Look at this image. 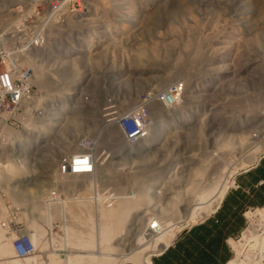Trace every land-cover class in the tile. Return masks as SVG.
<instances>
[{
    "label": "rangeland",
    "instance_id": "rangeland-1",
    "mask_svg": "<svg viewBox=\"0 0 264 264\" xmlns=\"http://www.w3.org/2000/svg\"><path fill=\"white\" fill-rule=\"evenodd\" d=\"M18 1L20 5V0H11L10 3L17 5ZM81 1L96 2L100 14L93 16V7L84 6L83 18H89V26L80 29H72L71 24L66 26L72 30L65 31L64 40H75L72 46L69 42H61L60 47H49L50 58L55 53L53 57L60 60L51 61L56 66L52 67L51 78L65 70L73 73L70 78L73 81L63 84L62 97L60 85L54 91L60 104L66 106V120L60 138L55 140V147L47 146L45 151L37 152L29 173L36 171L37 177L45 184L48 175L55 178L54 169L61 165L60 157H64L63 165H70L76 147L80 145L81 150L83 144L94 143L97 163L92 177L98 180L97 197L92 194L95 186L90 175L87 180L80 179L76 174L67 175L65 177H70L72 182L65 178L66 185H45L56 200L51 201V198L49 206L41 200L37 201V209L40 210L42 205L45 210L42 222L34 221L30 227L32 232L35 230L33 234L36 237L33 238L35 241L31 238L35 247L27 255L31 258L27 261L14 259L13 248L7 254L0 253V256H9L21 264H67V259L72 260L68 264H139L135 257L142 258L147 254L143 249L147 243L142 240L144 243L134 242L135 246L132 243L122 246L116 242L115 235L107 239L102 231V224L108 219V215L107 219L103 216L106 209L111 212L109 209L114 208L119 195L125 198L133 196L136 188L132 180L136 175L146 181L150 189L149 202L141 206L140 211L131 212L128 222L134 221L136 215L139 217V212L144 213L145 206L148 218L158 220L159 224L161 216L167 217L170 223L188 220L186 226L174 229V241H181L190 225L213 215L220 207L190 221L191 218L187 214L185 216L180 207L179 213H173V209L180 206L179 200L175 201L171 210L167 199L157 196L160 185L166 182L185 186L190 149L198 146L202 151H212L213 162L218 161L217 165L221 168L219 173L225 171L223 174L229 176L227 192L234 188V176L254 163L252 156L264 153V134L258 144L262 147L257 151L249 149L252 143L255 144L253 139L248 141L249 145L238 141L244 148L242 150L247 151L246 156L241 155L242 151L232 152L236 146L228 143L232 140L228 134L234 136L244 130L243 135H247L250 129V133L258 138L256 134L259 130L264 131V0ZM45 62V69L48 70V58ZM177 81L185 85L183 98H177L174 106L165 103L161 108L156 102L150 106L149 133L132 140L131 144L119 140L117 125L112 120L115 115L111 116L114 112L106 114L105 107L109 103L124 111L139 107L140 94L165 89ZM76 88L77 92L82 88L81 93L70 95ZM64 99L73 101H69L71 105L68 101L64 104ZM66 104L73 105L74 109ZM113 109L121 111L116 107ZM108 115L111 121L107 120ZM253 117L257 119L253 120ZM206 142L208 146L204 148ZM149 161L154 167L149 168L146 163ZM158 172L161 175L155 174ZM154 174L159 175L158 179L153 178ZM117 179L119 182H116ZM74 181L81 184L78 190ZM42 185L33 183L28 187L35 190ZM10 186L15 187L14 184ZM182 199L184 202L183 196ZM238 213L244 222L235 235L227 238L230 250L225 264H264V206H243ZM59 221L61 231L56 226ZM44 224L54 227L52 234L51 230L44 229ZM161 225L160 231L164 228ZM0 235L4 241V232ZM113 248L116 249L113 251ZM106 252L107 255L114 252L117 262H108L112 259L104 255ZM158 256H152V263ZM155 262L157 264L158 260Z\"/></svg>",
    "mask_w": 264,
    "mask_h": 264
},
{
    "label": "bare ground",
    "instance_id": "bare-ground-1",
    "mask_svg": "<svg viewBox=\"0 0 264 264\" xmlns=\"http://www.w3.org/2000/svg\"><path fill=\"white\" fill-rule=\"evenodd\" d=\"M10 1L11 0H8L9 3H10ZM76 1L79 2V0H76ZM63 3L65 6V13L63 14V23L65 24V28L68 29L71 27H66L67 25L68 26L70 24L72 26L77 25V16H78V13L80 12V9H77L76 7H71L69 5L70 0H63ZM17 5H19V1H18ZM83 11H84V6L82 9V18H83ZM18 12L19 11H15L16 14H18ZM39 14H40L39 12L34 11L33 13L30 14V16L33 18H38ZM8 17L16 18L17 16L13 15V13L10 12ZM88 26H89V18H88ZM46 27L50 31L57 30V29L61 30L60 27H55L52 23H49ZM74 41L75 40H73V43H74ZM71 46H72V44H71ZM37 49L43 50V52H36L35 53V61L39 65V68L36 70L37 76H41V73H48V70L45 69V66H47V64L45 62V58H48V56H50L51 53H49V47H46V42H37ZM54 55H55V53H54ZM53 56L50 59H55ZM57 56L58 55H56L55 57H57ZM24 58H32V49H24ZM58 62H60L59 58H58ZM52 67H56V66L51 64V61H50V84L40 85L43 88V95L40 98L41 101H39V112H44V116H40L39 122H36L35 121L36 111L35 110H26L25 111L24 125L21 128H18L16 130V133H13V136H16V140H13V138H12V130L11 129H4V138L0 141V152L9 151L8 152V161L11 165L8 167L9 170L7 168H0V180L2 181L3 186L5 185L4 188L6 187V191L10 195L11 202H16L18 205H22V204L25 205L27 203H30V204H32L33 211L39 210V209H37L38 205H39L37 203V201H39V200L42 201V195H39V196L35 195L34 199H32L31 198V195H32L31 190L29 189L28 185L33 184V183H38L39 185H42L43 181L40 178H38L37 175H35L33 178L28 179L26 185H19V184L23 183V175L29 174V171L32 168L31 160L28 158L27 154H33V149L37 148L36 152L34 153V160H36V154L38 151H41V150L45 151V147H47V146L55 147L54 145L57 144V143H55V140L60 138L61 131L64 127L63 122H64V120H66V111H65L66 106L62 105V103L60 104L61 101L58 100L54 96L55 95L54 91L57 87H59L58 86L59 84L57 81V80H59L58 76L65 79L64 83H70L73 81V79H70L73 76V73H69L68 71H65V70H63L62 72H59V74L56 73V74H58V76L53 74L56 77L54 79H52L51 78ZM55 82H56V85H54ZM63 84L60 85V90H59L60 94H61V91L64 90L63 87H65V85L63 86ZM81 91H82V88H79V91L77 93H81ZM62 96H63V94H61L60 97H62ZM91 98H93V97H91ZM91 98H90V100H91ZM82 99H84V98H82ZM87 99H88V97H87ZM66 101H68V103H69L70 100L64 99V104L67 103ZM72 101H73V99H72ZM72 101H70V102H72ZM69 104L71 105V103H69ZM69 104L68 105L66 104L67 107L69 106L68 108H73L72 107L73 105L70 107ZM74 104H76V103H74ZM91 104H92V102H91ZM67 110L69 111V109H67ZM77 110H78V107H77ZM70 111H72V110H70ZM76 113H78V112H76ZM82 113H80V114H82ZM79 117H81V116H79ZM255 119H257V118L253 117V120H255ZM262 125L263 124H261L260 127H262ZM241 129H243V128H241ZM243 132H244V130H240L239 132H237L238 134L236 133L235 135L233 134L234 133L233 132L232 134L234 136H230V134H228L230 139H232V140L228 141V143L229 142H231L232 144L234 143L235 145H231V143H230V145L236 146L234 149L232 148V150H233L232 152L236 151L237 153L238 152L240 153L242 151L241 155L246 156L245 154L247 151L245 152L244 150H242L244 148L240 147V144H238V141L240 143H247L248 144V141L250 142V140L253 139L255 144L252 143V146H250L249 149H254L253 151H255V149H256V151H257L258 148L261 146L258 144L263 140L262 135L264 134V131L262 132L261 130H259V133L256 134V135H258V138H255L254 134L250 133L251 132L250 129L247 131V132H249L247 135H243ZM148 133H149V131H148ZM119 140H121V139H119ZM256 140H258V142ZM120 143H122V141ZM131 143H132V140H131ZM225 146L227 147V145H225ZM190 147H192V146L190 145ZM194 147H193V149L192 148L190 149V162H189V166H188L189 171L187 172V174L185 176V178H187V181L185 182L186 184L183 183V181L181 182L185 186L180 187V185L176 184V182L173 183V182L169 181V182H166V183L160 185L159 188L161 190L158 191L159 194L157 195L158 197H160L162 199H164V198L167 199V201L170 204V206H168L169 208L171 206H174L175 201L179 200L180 206H177L174 209L171 207V210L173 209V210H175V212L173 211V213H177L178 209L180 207L181 211L184 210V215L186 216V214H187L191 218L190 221H194L195 217L197 220L198 217L201 218L208 213L214 212L221 205V202L223 201L224 195L227 192L226 190L229 187V185H228L229 176L228 175L226 176L225 174H223V173H225V171H223V173H219L220 165H217L218 161L217 162L215 161L216 163L213 162V158H215V157L213 156V153H211L212 151H209L208 149H207L208 151H206V150L202 151L201 148H199L198 146H196L195 149H194ZM91 148H93V147H91ZM93 149H95V148H93ZM76 150H78V151L80 150V145L78 147H76ZM217 150H220V149H217ZM230 151H231V149H230ZM218 152H220V151H218ZM232 152H230V153H232ZM9 155H10V157H9ZM234 155H235V153H234ZM247 155H249V154H247ZM261 156H259V154L257 156L253 155L251 158L252 160L251 159L250 160L252 162H255V161L257 162L258 158ZM62 158L64 161V157H62ZM145 159H146V157H145ZM82 163H85V162H82ZM96 163H97V161H96V155H95L94 165H93V171H94L93 174H95V172H96ZM146 163L149 164L148 165L149 168L152 166L154 167V165L151 164L150 161L146 162ZM146 166L147 165H145V168H146ZM159 166H161V165H159ZM159 166H157V167H159ZM76 167L78 169H80L78 171H82L85 168H87L88 165H85V166L80 165L79 167H78V165H76ZM161 168H160V170H161ZM146 170H147V168H146ZM152 170H150V171H152ZM153 171H155V170H153ZM141 172H143V170H141ZM159 173L160 172L155 173V174H159ZM155 174H154L153 178H156L157 176L161 175V173L159 175H156V176H155ZM220 174H223V175H220ZM142 175H144V174H142ZM13 177H14V181H13ZM118 179L116 180V182H119ZM157 179H158V177H157ZM119 180H121V179H119ZM183 180H185V179H183ZM132 182L134 183L136 191L134 192L133 196L129 195L131 198H129V196H128V198H125L126 196H120L119 195V197H117L118 200H116L117 201L115 204L116 206L114 205V208L109 209V210H111V212H109L108 209H106L108 212L105 211V209H103L105 211V215H103V216L106 217V215H108V219H107V217L105 218L107 220L104 219L107 222H104V220H103L104 223L102 222L103 223L102 224V231H103L106 238L108 237L111 239L115 235L117 237V240L115 238L114 239L116 240V242L118 244H123L122 246H124V244H127V243H132L135 246L134 242H136V241L141 242L143 240L145 243L148 244L147 245L148 248L143 246L144 247L143 249H145L147 251V254L144 256L142 255L143 256L142 258H140V256H136L135 259L139 260V261L137 260L139 264H152V259H151L152 256L162 253V251L164 249H166L167 247L170 246L171 241L174 239V236H175L174 229L177 227L181 228L182 226L183 227L186 226V224H188V220L187 221L182 220L181 223H180L181 220L180 221L178 220L175 223H173V222L170 223L169 220L167 219V217H165L166 218L165 219L164 217L162 218V216H161V218L159 220H161V223H162L161 226L164 227L163 230L162 231L159 230L161 223L159 224L157 222L158 228L153 229V230H155V231H153L149 228V224L153 221L151 218H148L149 212L147 211V209H146L147 207L145 206L144 207V209H145L144 213L139 212V214L142 215L143 219H141V215L139 217L136 215L134 221L131 220L132 222H128V219L130 218L131 212H135L134 210H137V209H139L138 211H140L141 206H143L145 204L147 205L149 202V191H150V189H149L148 185L146 184V181L143 182V180L139 179L138 175H136L134 177V179L132 180ZM13 184L15 187L10 188V187H12L10 185H13ZM16 184H18V185H16ZM158 184H160V183H158ZM120 188L121 187H119V189ZM182 188H184V189L181 190ZM122 189L124 191L123 187H122ZM124 195H126V194H124ZM182 196L184 197V202H182V200H183ZM163 212L166 213V211H163ZM167 212H168V210H167ZM179 212H180V210H179ZM127 223H129L128 227H126ZM36 227H37V225H36ZM0 233L2 234V232H0ZM30 236L32 238V241H35V239H36L35 234H32ZM34 237H35V239H33ZM1 239H2V236L0 235V244H3V245H0V253L1 254H7L13 248L12 236L5 235V240L3 241ZM144 239H146V240H144ZM125 246H127V245H125ZM115 249L113 248L112 250L114 251ZM147 249H149V250H147ZM110 252H112V251H110ZM104 255H106L108 259H112V260L106 259V260H108V262H110V263L112 261H114V263L117 262L116 260L118 258H116V254H114V252L109 253L108 255L106 252V253H104ZM122 256H123V254H122ZM14 257H15L14 259L17 258L15 256V254H14ZM78 257H76V258L78 259ZM29 258H31V257L26 256L24 258H17V259L19 261H20V259H25L27 261V260H29ZM74 258H72V259H74ZM14 259H12L9 256H0V264H21V263H18L19 261L15 262ZM120 259H121V257L119 258V260ZM67 260H68L67 261L68 263H71L70 262L71 259H67ZM122 260H123V258H122ZM105 264H107V263H105ZM230 264H233V262H230Z\"/></svg>",
    "mask_w": 264,
    "mask_h": 264
},
{
    "label": "built area",
    "instance_id": "built-area-1",
    "mask_svg": "<svg viewBox=\"0 0 264 264\" xmlns=\"http://www.w3.org/2000/svg\"><path fill=\"white\" fill-rule=\"evenodd\" d=\"M80 4H82L81 7ZM69 5L80 9V14L78 13L77 16V25L73 26L72 29L88 26V18H82L83 6H92L93 16L98 17L100 14L94 1L86 3L81 0L79 2L70 0ZM102 6L104 7V5ZM15 11H19L18 14ZM34 11L40 13L38 18L30 16ZM10 12L17 17H8ZM64 13L63 0H20V5H12L8 0H0V141L4 138V129H11L12 138L16 140L13 133H16V130L24 125L26 110L36 111V122H39L40 116H44V112H39V101H41L40 98L43 95V88L40 85L50 84V61H58V58L50 59V56H48V73H41V76H37L36 70L39 65L35 61V53L43 52V50L37 49V42H46V47L52 49L60 47L61 42H69V46H71L73 40H64L65 31L72 30L71 28H65L63 23ZM49 23H52L55 27H60L61 30L50 31L46 27ZM24 49H32V58H24ZM58 77L59 85H62L65 79ZM101 79L103 81V76ZM184 88L185 85L177 81L165 89L160 88L155 92L150 91L140 94L138 98H141V105L130 107L126 111L109 103L105 107L106 114L114 112L111 116L114 117L115 115L112 120L117 125V133L120 139L126 144H131V140H137L138 137L145 136L148 133V121L150 119L148 109H150V106H153L155 102L161 108H164L165 103H172L174 106L177 98H183ZM77 90L78 88L70 95H75ZM104 94L106 95V93ZM114 107L119 108L121 111H114ZM110 109L113 110L108 111ZM111 116H106L107 120ZM206 143L204 148L208 146V142ZM90 145L93 146L94 143ZM90 145L88 143L83 144L82 149L79 151L74 149L70 165H63V158L60 157L61 165H57L54 169L55 178L48 175L45 184L31 190V198L34 199L35 195H42V202L49 206V203L55 201L56 198H54L55 195L52 192L45 188V185L52 186V183H59L60 186L66 185L67 180L65 178H68L70 182L72 181L70 177L65 176L73 174L86 180L90 175L92 185L95 186V191L92 194L95 193L97 197L98 180L92 177L94 175L93 165L96 150L93 149L94 146L91 148ZM36 149H33V154H27L31 161L34 160ZM8 152H0V168L9 170L8 167L11 165L8 161ZM76 165L78 167L88 165V167L78 171L80 169ZM34 175H37L36 171L24 174L23 183L19 185H26L28 179L33 178ZM74 185L75 189L78 190V186L81 184L74 181ZM51 198L53 199L49 201ZM40 206V210L33 211L30 203L18 205L16 202H11V198L0 180V231L4 232V235L12 236V246L17 258H24L35 249L30 237V234H33L35 230L32 232L33 229L30 227L34 221L42 222L41 216L45 208L42 205ZM48 211L49 208L47 213ZM157 222L158 220L154 219L149 228L151 230L158 228ZM44 226L45 230H51V234L53 233L54 227L46 224ZM56 226L58 231L62 230L60 221Z\"/></svg>",
    "mask_w": 264,
    "mask_h": 264
},
{
    "label": "crops",
    "instance_id": "crops-1",
    "mask_svg": "<svg viewBox=\"0 0 264 264\" xmlns=\"http://www.w3.org/2000/svg\"><path fill=\"white\" fill-rule=\"evenodd\" d=\"M243 206H264V154L248 169L234 176V188L227 192L213 215L190 225L183 240L173 239L170 246L153 259L152 264H156V259L157 264L227 263L230 250L227 238L240 230L242 216L238 210ZM236 217L240 219L234 222Z\"/></svg>",
    "mask_w": 264,
    "mask_h": 264
},
{
    "label": "trees",
    "instance_id": "trees-1",
    "mask_svg": "<svg viewBox=\"0 0 264 264\" xmlns=\"http://www.w3.org/2000/svg\"><path fill=\"white\" fill-rule=\"evenodd\" d=\"M240 218H241V219H240ZM240 218H237V217H236V218H234V222H235V220H236V221H238V219H240L242 222H244V219H243V217H240ZM226 224L228 225L229 223L227 222ZM232 226H233V225H232ZM229 227H230V226H229Z\"/></svg>",
    "mask_w": 264,
    "mask_h": 264
},
{
    "label": "clouds",
    "instance_id": "clouds-1",
    "mask_svg": "<svg viewBox=\"0 0 264 264\" xmlns=\"http://www.w3.org/2000/svg\"><path fill=\"white\" fill-rule=\"evenodd\" d=\"M263 154H264V153H262V155H263ZM259 159H260V157L258 158V160H259ZM254 163H255V162H254ZM254 163L248 164L247 167L249 168V166L253 165ZM248 168H247V169H248ZM149 226H150V224H149Z\"/></svg>",
    "mask_w": 264,
    "mask_h": 264
}]
</instances>
